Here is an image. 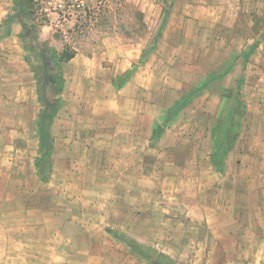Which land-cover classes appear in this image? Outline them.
<instances>
[{"label": "rangeland", "instance_id": "374dc122", "mask_svg": "<svg viewBox=\"0 0 264 264\" xmlns=\"http://www.w3.org/2000/svg\"><path fill=\"white\" fill-rule=\"evenodd\" d=\"M173 6L0 0V221L28 229L0 237L25 247L15 250L20 262L29 252L42 264H264V250L246 248L264 219L247 213L237 238L230 232L233 211L264 207V121L256 110L245 117L244 101L261 96L233 75L212 83L219 75L208 71L224 59L214 42L183 41L168 27ZM52 49L75 50L76 62L58 65ZM103 50L111 56L99 62L119 60L122 73L92 94L74 69ZM60 79L69 80L61 93Z\"/></svg>", "mask_w": 264, "mask_h": 264}, {"label": "crops", "instance_id": "0c3cea01", "mask_svg": "<svg viewBox=\"0 0 264 264\" xmlns=\"http://www.w3.org/2000/svg\"><path fill=\"white\" fill-rule=\"evenodd\" d=\"M170 17L173 18L168 24V27L174 28V26H176L178 29L174 31L182 35L181 39L183 41L215 43V45L211 47L212 52H214L213 54L223 58L227 64L224 65V61L219 62L212 70L208 71L209 74L219 75L212 80V83L216 80L226 82L232 75L236 80L243 81L241 83L243 87L242 90L245 89V92L251 93V97L252 93H254L253 96H256L257 93L261 96L256 97L257 99L251 98V100H244L246 105L245 117L249 119L250 115L256 110L258 113L257 116L262 117L264 121V110L261 112L256 108L257 106L264 107V0H174V6ZM100 55V59H98L99 56H93L92 58L86 57L84 60L86 64L85 67H77L74 69V72L78 73L82 70L88 74L89 79L86 81V87L90 88L89 91H92V94L95 86L98 84L110 90L113 87L116 75L122 73L119 60L111 67H104L101 62H99V60H105L107 56L109 58L111 56L110 52L108 53V51L106 52L103 50ZM74 60H76V58H73L71 65L76 62ZM68 81L65 82V84L63 83V90ZM81 84L82 83H78L77 87H80ZM124 87L121 86L118 88V92H123L125 90ZM223 87L224 85L221 86V89ZM237 90L236 88V91ZM226 94L224 90L221 95L226 96ZM224 96L222 98L225 99ZM105 101L111 103L113 100L106 99ZM125 112L126 111L118 104L115 114H118L119 117L121 113L123 117L126 118ZM139 112H134L132 114L138 113V116H140ZM126 132L125 130L118 131L117 135L119 137L125 136ZM129 132H131L132 138H141L143 131L140 127H134L133 130ZM154 135V131L149 134L151 138H153ZM135 152L134 150V153ZM210 166L215 173H219V170H221V165L212 163ZM39 181L45 183L41 178H38L37 182ZM1 200L2 198H0V202ZM165 212L169 213V211ZM190 213L187 212L188 217H190ZM247 213L253 214L254 217H261L264 219L263 206L252 211H233L235 224L230 228V232H232L236 238L239 232L238 227H236V224L239 222L238 219ZM165 217L170 218L169 215H165ZM24 230L25 231H23V225H20V223L10 222L8 225H3L2 221H0V234H14L21 238L23 233L28 232L26 227ZM37 230L39 235H44L47 232L44 225H38ZM255 230V239H247L246 242L249 245H246V248L264 250V226L261 228L257 227ZM17 244L18 242L15 244L13 241V237H9V239H2L0 237V264H42V261H40V263L34 262L33 256H31L29 252L26 253L29 259L27 258L25 262H20L22 260L15 256L17 254L15 250H24L25 247ZM215 244L216 248H226L225 245L221 243L217 242ZM234 246L243 248L239 240L235 241ZM141 258L143 261H146L145 258ZM220 263L221 260L215 262V264ZM255 263L261 264V261L255 260L253 264ZM262 263L264 262L262 261ZM146 264L149 263L146 261Z\"/></svg>", "mask_w": 264, "mask_h": 264}, {"label": "trees", "instance_id": "16d2710c", "mask_svg": "<svg viewBox=\"0 0 264 264\" xmlns=\"http://www.w3.org/2000/svg\"><path fill=\"white\" fill-rule=\"evenodd\" d=\"M51 54H52V59L55 60V62L59 65L61 63H66V62H69L70 60H72L75 56H76V51L75 50H64L62 53H58L55 49H52L51 50ZM57 83V86H58V90L60 91V93L62 92L63 90V80L60 79L58 81H56ZM45 135H44V132L42 131L41 129V132H40V138L44 141L45 140ZM53 148V147H52ZM52 148L49 146V147H46L44 145V143H42L41 147H40V153L41 154H45V153H51V150ZM40 162H44V159H37V162H36V167L38 169V173H39V177L43 180V181H47L50 177V171H49V167L47 168L46 166L44 165H41ZM50 164V163H48ZM136 250L137 253H139L143 258L146 259H150L149 256L145 255L142 253V251H140V248L139 247H135L134 248ZM149 261V260H148ZM149 264H155V263H151V262H148Z\"/></svg>", "mask_w": 264, "mask_h": 264}]
</instances>
